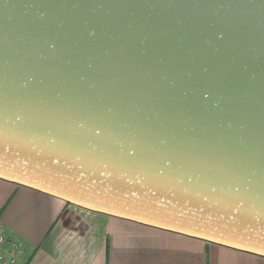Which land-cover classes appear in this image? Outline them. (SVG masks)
Wrapping results in <instances>:
<instances>
[{"label":"water","instance_id":"95a60500","mask_svg":"<svg viewBox=\"0 0 264 264\" xmlns=\"http://www.w3.org/2000/svg\"><path fill=\"white\" fill-rule=\"evenodd\" d=\"M0 179L264 257V0H0Z\"/></svg>","mask_w":264,"mask_h":264},{"label":"crops","instance_id":"0c3cea01","mask_svg":"<svg viewBox=\"0 0 264 264\" xmlns=\"http://www.w3.org/2000/svg\"><path fill=\"white\" fill-rule=\"evenodd\" d=\"M0 221L17 264H264V257L90 211L0 179Z\"/></svg>","mask_w":264,"mask_h":264},{"label":"built area","instance_id":"2783aa9c","mask_svg":"<svg viewBox=\"0 0 264 264\" xmlns=\"http://www.w3.org/2000/svg\"><path fill=\"white\" fill-rule=\"evenodd\" d=\"M24 242L7 235L4 223L0 221V264H17L22 260Z\"/></svg>","mask_w":264,"mask_h":264},{"label":"trees","instance_id":"16d2710c","mask_svg":"<svg viewBox=\"0 0 264 264\" xmlns=\"http://www.w3.org/2000/svg\"><path fill=\"white\" fill-rule=\"evenodd\" d=\"M207 243H210V242H207Z\"/></svg>","mask_w":264,"mask_h":264}]
</instances>
